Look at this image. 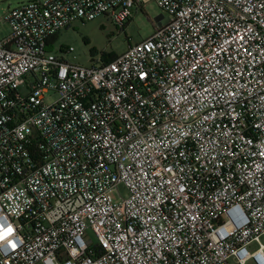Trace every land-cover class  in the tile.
I'll use <instances>...</instances> for the list:
<instances>
[{"label":"built area","instance_id":"1","mask_svg":"<svg viewBox=\"0 0 264 264\" xmlns=\"http://www.w3.org/2000/svg\"><path fill=\"white\" fill-rule=\"evenodd\" d=\"M18 1L0 17V264H264V0ZM152 2L167 18L110 62L49 50Z\"/></svg>","mask_w":264,"mask_h":264},{"label":"rangeland","instance_id":"2","mask_svg":"<svg viewBox=\"0 0 264 264\" xmlns=\"http://www.w3.org/2000/svg\"><path fill=\"white\" fill-rule=\"evenodd\" d=\"M20 3L21 1L18 0H0V17L4 18L9 14V4L11 9H14ZM162 15L157 4L152 2L143 10H134L132 17L123 28L116 27L105 17L87 22L77 21L68 29L61 31L56 42L49 46V50L68 62L90 66L93 62L100 60L103 55L120 56L130 46L153 37L156 26L167 18L165 15L161 17ZM10 33V24L3 22L0 27V38L7 37ZM67 50H71L70 54L62 53ZM56 99V95L49 94L46 102L52 103ZM120 190L123 195L126 194L124 186H121ZM88 235L93 242L97 241L91 232Z\"/></svg>","mask_w":264,"mask_h":264},{"label":"trees","instance_id":"3","mask_svg":"<svg viewBox=\"0 0 264 264\" xmlns=\"http://www.w3.org/2000/svg\"><path fill=\"white\" fill-rule=\"evenodd\" d=\"M58 36H59V35H55V36L51 39L50 44H53L54 42H56ZM116 57H117L116 54L103 55L102 60H103L104 62H110V61L114 60Z\"/></svg>","mask_w":264,"mask_h":264},{"label":"snow or ice","instance_id":"4","mask_svg":"<svg viewBox=\"0 0 264 264\" xmlns=\"http://www.w3.org/2000/svg\"><path fill=\"white\" fill-rule=\"evenodd\" d=\"M11 231H12V229H7V232L8 233H11ZM5 237H4V235L3 234H0V240H2V239H4ZM13 247H15V245L13 244Z\"/></svg>","mask_w":264,"mask_h":264},{"label":"water","instance_id":"5","mask_svg":"<svg viewBox=\"0 0 264 264\" xmlns=\"http://www.w3.org/2000/svg\"><path fill=\"white\" fill-rule=\"evenodd\" d=\"M161 17H163V16H161Z\"/></svg>","mask_w":264,"mask_h":264}]
</instances>
